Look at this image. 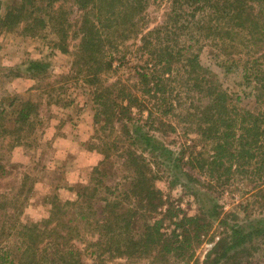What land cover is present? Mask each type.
I'll list each match as a JSON object with an SVG mask.
<instances>
[{"label":"trees","instance_id":"trees-1","mask_svg":"<svg viewBox=\"0 0 264 264\" xmlns=\"http://www.w3.org/2000/svg\"><path fill=\"white\" fill-rule=\"evenodd\" d=\"M150 2L20 0L0 15L1 31L20 27L25 34L35 36L37 29L50 27L63 53L68 51L66 41L74 27L73 66L92 88L94 122L101 124L99 130L109 131L101 146L91 147L103 155L92 169L91 180L96 182L82 186L73 201L53 203V212L42 223L23 224L17 229L20 264H85L72 240L89 228L96 236L85 245L92 249L95 264L117 257L176 259L189 249L192 239L200 243L211 229L208 219L217 220L221 231L199 264H238L241 258L252 256L258 248L256 239L264 236V215L245 224L237 222L234 213L222 216L216 209L219 205L207 212L201 209L199 215L170 205L156 182L171 169H179L185 155L179 152V157L174 156L157 141L155 133L161 128L153 126L156 122L164 125L163 117L169 115L193 126L199 142L210 152L199 150L202 159H191L190 163L194 167L198 164L210 178L229 181L258 174L261 183L255 195L262 198L264 210V113L254 114L232 104L191 44L199 39L222 48L239 43L263 48L264 0H170L163 22L144 30L140 23ZM74 10L78 15L72 21L69 15ZM181 35L189 42L178 39ZM130 40L137 60L132 66L134 78L131 83L107 82L103 76L129 63L131 50L126 42ZM259 59L264 60V52L252 61L244 60L242 71L264 89V72L255 67ZM48 67V62L30 60L22 70L37 78L45 77ZM36 109L30 99L20 103L13 120L18 135L27 124L32 125L28 121ZM114 151L116 170L124 173L119 178L111 175ZM181 173L192 178L188 172ZM110 178L120 182L111 187L103 180ZM178 180L171 181L170 187ZM249 206L243 213L248 215ZM70 209L74 216H59ZM0 259L6 261L4 256Z\"/></svg>","mask_w":264,"mask_h":264},{"label":"rangeland","instance_id":"rangeland-1","mask_svg":"<svg viewBox=\"0 0 264 264\" xmlns=\"http://www.w3.org/2000/svg\"><path fill=\"white\" fill-rule=\"evenodd\" d=\"M16 1L20 0H0V15L3 16L8 6ZM169 6L170 0H151L142 14L140 28L150 30L162 23ZM77 15L75 10L71 11L69 19L74 21ZM73 29V26L69 29L67 53H63L60 46L56 45L58 37L50 27L37 29L35 36L25 34L20 27L11 31L0 30V256L6 257V261L0 264H20L21 239L15 234L17 229L20 230L23 224L42 223L53 212V203L73 201L82 186L89 181L90 186L96 182L91 180L92 169L103 159V155L92 148L101 146V140L109 131H100L101 124L94 122L92 88L73 66L77 42L73 37ZM178 39L187 41L185 35ZM197 40L191 42L194 52L231 97L232 104L254 114L264 113V89L253 78L245 77L242 71V62L255 59L264 52V47H246V44L239 43L236 47L222 48ZM126 45L131 50L127 55L129 63L103 76L107 82L121 80L131 83L130 80L134 78L132 66L137 60L133 41L126 42ZM30 60L48 62L47 75L33 78L25 74L22 69ZM255 67L264 72V60L259 59ZM27 99L36 104L37 111L28 121L32 125L27 124L22 134L18 135L14 131L13 120L20 103ZM163 119L166 121L164 125L159 122L153 125L161 128L155 131L157 141L167 146L174 156L179 157V152L185 155L179 169H171L156 182L170 205L187 211L189 215H199L201 209L207 212L214 205H219L216 209L222 212V216L234 213L236 221L245 224L264 215L260 204L262 198L255 195L261 183L258 174L252 172L248 174L249 177L232 178L229 181H224L225 177L210 178L206 171L199 170L198 164L194 167L190 163L191 159H202L199 150L210 152L209 147L203 148L199 142L193 126L184 124L181 118L173 115L164 116ZM185 128H188L187 132ZM11 144L13 148H9ZM141 148L139 145L138 149ZM116 154L114 151L111 160L113 178L114 175L119 178L124 174L116 170ZM204 156L207 157V154ZM181 172H188L192 178L188 179ZM111 178L103 179L104 183L112 187L115 182H120L118 178L116 181ZM176 178L179 180L171 188L170 182ZM99 188L103 191L101 186ZM98 195L102 194L99 192ZM248 204L247 215L243 209ZM64 215L71 217L75 213L70 209L66 214H59L62 218ZM208 220L212 223L211 229L203 235L200 243L199 239H192L189 249L181 257L169 260L153 257L132 260L106 258L104 264H199L221 231L217 220ZM95 234L89 228L81 232V239L75 237L72 240L80 248L81 259L85 264H95L92 249H87L85 245L86 241L94 239ZM255 243L257 250L253 251L251 257L241 258L238 264H264V236L258 237ZM6 252H9V257Z\"/></svg>","mask_w":264,"mask_h":264}]
</instances>
